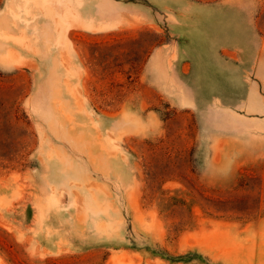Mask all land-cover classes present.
<instances>
[{
	"label": "rangeland",
	"instance_id": "374dc122",
	"mask_svg": "<svg viewBox=\"0 0 264 264\" xmlns=\"http://www.w3.org/2000/svg\"><path fill=\"white\" fill-rule=\"evenodd\" d=\"M0 264H264V0H0Z\"/></svg>",
	"mask_w": 264,
	"mask_h": 264
}]
</instances>
